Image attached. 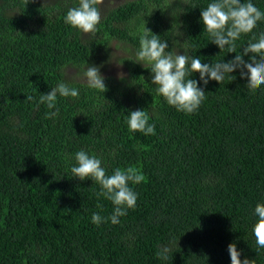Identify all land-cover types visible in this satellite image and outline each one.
Instances as JSON below:
<instances>
[{
	"label": "trees",
	"instance_id": "trees-1",
	"mask_svg": "<svg viewBox=\"0 0 264 264\" xmlns=\"http://www.w3.org/2000/svg\"><path fill=\"white\" fill-rule=\"evenodd\" d=\"M211 2L127 0L105 8L89 37L64 23L78 0H0V264H230V242L241 260L264 264L251 230L253 209L264 204V85L250 92L238 70L233 80L199 83L206 99L185 114L133 62L144 27L202 63L232 59L203 31L200 9ZM251 2L264 12V0ZM177 7L184 12L175 16ZM175 23L182 36L171 35ZM261 32L264 21L235 42L237 50ZM113 41L127 72L105 77L101 93L85 85L83 71L87 63L101 72ZM60 81L80 95L58 96L50 119L55 109L36 100ZM138 109L155 135L129 131L128 112ZM79 150L100 158L108 175L132 167L145 176L130 184L136 207L119 224L91 223L113 205L97 198L91 179L70 178ZM163 245L171 248L167 260L156 256Z\"/></svg>",
	"mask_w": 264,
	"mask_h": 264
},
{
	"label": "clouds",
	"instance_id": "clouds-1",
	"mask_svg": "<svg viewBox=\"0 0 264 264\" xmlns=\"http://www.w3.org/2000/svg\"><path fill=\"white\" fill-rule=\"evenodd\" d=\"M104 2L105 0H78L75 6L68 8L64 15V23L81 35L94 37L98 32L97 25L101 22L100 6ZM180 2L186 4V0H180ZM176 9L175 16L184 12L183 8L177 7ZM200 21L211 43L215 44L220 51L226 49V53H235L232 59L202 63L200 56L189 55V50H191L189 47L180 44V48L184 49L183 54H179L177 49L169 50L166 40L144 27V32L139 37L135 59L131 60L150 71L151 84L156 94L162 96L166 103L174 107L176 111L185 114L196 112L206 99L205 90L198 86L199 83L206 86L210 80H214L221 84L226 75L233 80L235 77L231 74L238 70L240 77L247 79L246 87L250 92L254 93L264 85V32H261L258 38L253 34L252 39L243 46L242 51L237 50L235 43L242 35L252 33L258 22L264 21V12L251 0L247 2L213 0L204 9H200ZM171 35H183L179 24L175 23ZM174 41L179 44L178 41ZM245 56H248L247 61L244 59ZM194 73L199 74V81L190 78ZM83 78L88 88L99 90L101 93L107 91L104 83L105 77L101 75L99 66L86 63ZM79 95L77 88L69 87L68 83L60 81L48 93H42L36 100V105L45 104L48 109H55L45 114L47 118L54 119L59 114V109L56 108L58 96L78 99ZM26 99L32 101L34 97L29 95ZM149 118V114L143 109L128 112L126 123L129 131L140 132L145 136L155 135V125L148 123ZM74 160L75 164L70 169V178L80 181L91 179L99 185V191L95 193L97 198L102 197L113 205L110 216L102 217L99 213H93L91 223L97 226L107 221L114 225L119 224V218L127 215L129 209L136 207L137 193L130 184L143 182L145 176L132 167L123 170L116 168L111 175H108L102 167L101 159L96 155H89L84 150L77 151ZM253 215L256 220L252 224V234L255 237L257 249L264 248V204L257 203L253 209ZM227 251L230 264H251L247 258L240 259V250L234 242L228 244ZM169 253H171V248L163 245L156 252V256L167 260Z\"/></svg>",
	"mask_w": 264,
	"mask_h": 264
},
{
	"label": "rangeland",
	"instance_id": "rangeland-1",
	"mask_svg": "<svg viewBox=\"0 0 264 264\" xmlns=\"http://www.w3.org/2000/svg\"><path fill=\"white\" fill-rule=\"evenodd\" d=\"M127 0H105L104 4L101 5V17L105 14V8H109V6H115L120 3H123ZM103 10V11H102ZM123 55V51L120 47H118L117 42H112L111 44V58L110 61L106 64L103 70L100 72L104 77L107 76H124L127 72V69L124 65L118 62L117 58Z\"/></svg>",
	"mask_w": 264,
	"mask_h": 264
}]
</instances>
